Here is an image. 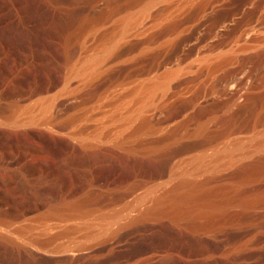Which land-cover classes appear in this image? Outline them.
I'll return each instance as SVG.
<instances>
[{
    "label": "rangeland",
    "instance_id": "374dc122",
    "mask_svg": "<svg viewBox=\"0 0 264 264\" xmlns=\"http://www.w3.org/2000/svg\"><path fill=\"white\" fill-rule=\"evenodd\" d=\"M0 264H264V0H0Z\"/></svg>",
    "mask_w": 264,
    "mask_h": 264
},
{
    "label": "bare ground",
    "instance_id": "6f19581e",
    "mask_svg": "<svg viewBox=\"0 0 264 264\" xmlns=\"http://www.w3.org/2000/svg\"><path fill=\"white\" fill-rule=\"evenodd\" d=\"M146 22V21H145ZM144 24H143V22H140L138 25H137V27L136 28H141L142 26H143ZM147 28V27H146ZM123 30V32H122V35L124 36L125 35V32H126V30L123 28L122 29ZM128 33V32H127ZM156 86V85H155ZM154 87V84H149V85H147L146 86V91L145 92H147L146 94H150V90H151V88H153ZM144 89V88H143ZM136 93V92H135ZM147 100H148V98H147ZM139 101V100H138ZM149 102V101H148ZM147 103V102H146ZM142 104V103H141ZM140 107V106H139ZM144 107H145V104H144ZM135 111V110H134ZM136 112V111H135ZM138 112V111H137ZM123 113V112H122ZM126 114V113H125ZM134 113H129L127 116V120H125V121H127V122H131L132 121V119L133 118H135V116H131V115H133ZM112 119V118H111ZM134 120V119H133ZM135 121V120H134ZM134 121H133V123H134ZM131 127V126H130ZM115 131V130H114ZM120 136V135H119ZM195 160V159H194ZM203 160V159H202ZM197 161V160H196ZM187 162V161H186ZM180 170H178V172H179ZM179 180V179H178ZM192 184V183H191ZM184 187V186H183ZM178 189V188H177ZM172 197V196H171ZM170 197V198H171Z\"/></svg>",
    "mask_w": 264,
    "mask_h": 264
}]
</instances>
